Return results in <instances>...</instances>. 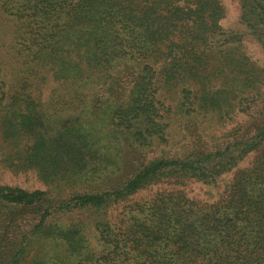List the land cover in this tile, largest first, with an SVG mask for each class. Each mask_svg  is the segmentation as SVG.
Masks as SVG:
<instances>
[{"label": "trees", "instance_id": "1", "mask_svg": "<svg viewBox=\"0 0 264 264\" xmlns=\"http://www.w3.org/2000/svg\"><path fill=\"white\" fill-rule=\"evenodd\" d=\"M238 2L244 33L221 0H0V164L48 185L0 183V264H264V0ZM42 61L46 103L18 89Z\"/></svg>", "mask_w": 264, "mask_h": 264}, {"label": "rangeland", "instance_id": "2", "mask_svg": "<svg viewBox=\"0 0 264 264\" xmlns=\"http://www.w3.org/2000/svg\"><path fill=\"white\" fill-rule=\"evenodd\" d=\"M221 2L226 9V16L222 20V24L225 29L244 33V25L240 22V5L238 0H221ZM243 45L251 59L264 66V50L262 47L248 36H245ZM26 69L27 68H24L23 72ZM71 71H74V69H71ZM7 75L9 76V72ZM24 75L27 76L26 82L19 84V92L22 94H30L35 100H37L36 102L46 103L50 99L51 92L64 83L63 77L60 76L57 71L51 69L50 66L44 64L43 61L33 63L27 73ZM11 77L12 76L9 77L10 82H15L13 81L15 79ZM16 77H18V73L16 76L14 75V78ZM242 117H244V115H239L235 118V122H228L227 128L234 126L241 120ZM173 127L175 128L176 124H174ZM220 130V128L218 129L217 126H214L208 130V134L210 135L215 133L216 135H220ZM250 160L251 158L248 157L243 162H241V166H246ZM232 177L233 172L224 174L215 184H207L193 179L188 181L184 186H179V188L183 189L187 196L192 199L201 202L213 203L217 201L220 196H222L228 185L231 183ZM0 183L20 186L29 190H45L48 188V185L38 177L35 171L28 170L25 172L14 173L1 164ZM171 187L173 186L171 185ZM171 187H166L164 185L160 187H151L143 191L137 198L147 197L156 191Z\"/></svg>", "mask_w": 264, "mask_h": 264}]
</instances>
